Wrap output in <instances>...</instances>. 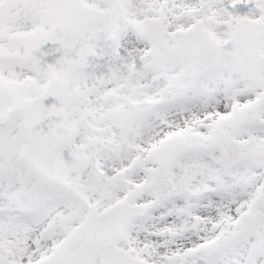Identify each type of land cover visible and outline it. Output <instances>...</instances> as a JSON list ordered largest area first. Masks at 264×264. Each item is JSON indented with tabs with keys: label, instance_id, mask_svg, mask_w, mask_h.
Here are the masks:
<instances>
[{
	"label": "snow or ice",
	"instance_id": "snow-or-ice-1",
	"mask_svg": "<svg viewBox=\"0 0 264 264\" xmlns=\"http://www.w3.org/2000/svg\"><path fill=\"white\" fill-rule=\"evenodd\" d=\"M0 264H264V0H0Z\"/></svg>",
	"mask_w": 264,
	"mask_h": 264
}]
</instances>
